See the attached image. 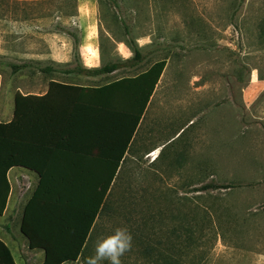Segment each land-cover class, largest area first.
<instances>
[{
	"label": "rangeland",
	"instance_id": "rangeland-1",
	"mask_svg": "<svg viewBox=\"0 0 264 264\" xmlns=\"http://www.w3.org/2000/svg\"><path fill=\"white\" fill-rule=\"evenodd\" d=\"M263 21L264 0H0L2 100L42 76L111 81L44 75L46 63L23 59L55 42L74 67L93 53L120 62L136 44L144 60L120 76L166 63L86 250L66 264H85L118 228L132 235L121 264H264ZM28 187L13 184L0 217V233L25 244Z\"/></svg>",
	"mask_w": 264,
	"mask_h": 264
},
{
	"label": "trees",
	"instance_id": "trees-1",
	"mask_svg": "<svg viewBox=\"0 0 264 264\" xmlns=\"http://www.w3.org/2000/svg\"><path fill=\"white\" fill-rule=\"evenodd\" d=\"M264 36V21L260 27ZM133 56L129 60L111 62L97 68L75 66L64 73L81 76H101L110 74L121 67L134 66L143 59L136 44L131 45ZM164 60L153 63L146 71L133 77H123L108 84L96 87L69 86L50 83V88L71 90L79 95L74 100L75 113L88 111L97 114L120 115L118 126L121 130V146L118 144L107 150L106 156H113L111 175L100 183L97 191H56L50 185L56 178L45 174V162L38 164V156L56 154L72 148L76 138L71 117L60 125L49 127L50 132L40 134V128L45 127L47 110H40V98H25L15 96L13 119L10 123H0V217L7 208L11 187L7 178L13 168H24L40 174V181L30 200L22 210L20 233L26 238L30 250H42V264H66L77 261L86 250L91 232L105 207L110 193L111 183L114 185L115 174L126 154L131 149L133 139L139 124L145 114L152 95L165 69ZM26 64L12 65V72L27 68ZM40 71L49 73L52 68L46 67ZM93 110V111H92ZM93 134V133H92ZM101 134V135H100ZM97 137H106L104 130ZM88 138V137H86ZM49 146H38L41 141ZM87 140V139H86ZM57 144V145H54ZM54 145V146H53ZM103 148L84 146L80 153L88 155L93 150L99 152ZM106 151V150H103ZM55 163V162H53ZM230 186L206 184L201 190L227 189ZM200 191V190H198ZM0 264H16L10 249L0 239Z\"/></svg>",
	"mask_w": 264,
	"mask_h": 264
},
{
	"label": "crops",
	"instance_id": "crops-1",
	"mask_svg": "<svg viewBox=\"0 0 264 264\" xmlns=\"http://www.w3.org/2000/svg\"><path fill=\"white\" fill-rule=\"evenodd\" d=\"M70 53V52H69ZM125 56L122 61L129 60L132 58L128 51H124ZM141 53V52H140ZM21 57V56H19ZM25 60L31 62H39L46 63V65L41 68L44 69L46 67L52 68L53 71L49 72L51 74H59L60 76L65 77L66 79L71 80H80L85 79L87 81H95L96 79H104V77H109L111 81L105 83L108 84L112 81H116L123 77H133L132 76H120V70L132 71L138 68L139 64H142L144 60V56L141 62L135 64L134 66H126L121 67L120 69L101 76H81L74 73L67 74L64 73L68 70L73 69L74 65L71 64V57L58 43H53V46L50 47L49 52H41V53H31L29 55L23 56ZM94 53L90 58H81L79 62V66L84 68H97L100 67V61L94 58ZM157 62V61H156ZM65 67V68H62ZM150 67V66H149ZM148 67V68H149ZM147 68V69H148ZM39 72L42 74H47L42 71ZM143 70L142 72L146 71ZM40 83L34 85L39 87L38 89H29L27 88H15L14 91L8 90L4 94L3 100L0 99V123L6 124L10 123L13 119L14 108H15V96L18 94L25 98H40V110H47L50 115H47L44 119L47 120L46 126L40 128V134L43 136L46 133H49V127L53 125H60L61 120L65 122L71 117L72 120V128L74 130V134L76 138L80 139L73 140L72 148L66 151H60L56 154H48V155H40L38 156V164L42 165L41 162H45L44 172L45 174H50L56 178V182L51 184L49 187L53 190L58 191H97L99 189L100 183H103L106 178L111 175L112 164L115 160L114 154L113 156H106L105 153L111 152V148L118 144V147L121 146V130L118 126L119 116L113 114H97L95 112L88 111L86 113H75L73 107L74 100L70 99L73 96L79 95L78 92H74L71 90H61L58 88H50V83H58L65 84L69 86H83V87H96L101 85H91V84H79L70 81H64L55 79L52 76H42L40 78ZM44 82V83H43ZM102 84V85H105ZM13 91V92H12ZM93 111V110H92ZM106 133V137L98 138L97 133L102 132ZM93 133V134H92ZM101 135V134H100ZM88 137V138H86ZM87 139V140H86ZM41 141V140H40ZM48 142L41 141L38 144L40 147L48 146ZM57 145V144H54ZM53 145V146H54ZM84 146L98 148H103L100 152L98 150H93L92 153L88 155L80 153V149ZM49 147V146H48ZM106 150V151H103ZM111 150V151H110ZM157 149H154V154ZM105 152V153H103ZM128 154L125 155L123 159L126 160ZM55 162V163H53ZM125 161L121 162L117 172L115 174V180L120 174L123 164ZM7 178L13 191V184H16L20 190L24 183H27L29 187L27 189H31V194L27 202L30 200L34 191L36 190L38 183L40 181V174L27 170L24 168H13L8 174ZM114 180V182H115ZM110 191L113 187V183H111ZM11 191L7 203V208L5 213L1 217H5L6 212L9 208ZM18 199V198H17ZM15 199V201H17ZM19 200V199H18ZM25 203V205L27 204ZM17 203V202H16ZM24 205V207H25ZM23 236V235H22ZM0 239L7 245L10 249L11 254L14 258L16 264H42L44 260V252L42 250H30L28 247V243L26 238L24 237L26 244L23 240H20L17 236L14 235H3L0 233ZM19 259V261L17 260ZM32 263H31V261Z\"/></svg>",
	"mask_w": 264,
	"mask_h": 264
},
{
	"label": "clouds",
	"instance_id": "clouds-1",
	"mask_svg": "<svg viewBox=\"0 0 264 264\" xmlns=\"http://www.w3.org/2000/svg\"><path fill=\"white\" fill-rule=\"evenodd\" d=\"M132 235L126 228H118L99 240L85 264H121V257L131 249Z\"/></svg>",
	"mask_w": 264,
	"mask_h": 264
}]
</instances>
